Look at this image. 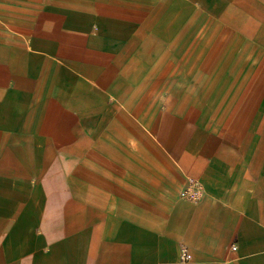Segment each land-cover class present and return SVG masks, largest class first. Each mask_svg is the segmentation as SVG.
I'll use <instances>...</instances> for the list:
<instances>
[{
	"label": "crops",
	"instance_id": "0c3cea01",
	"mask_svg": "<svg viewBox=\"0 0 264 264\" xmlns=\"http://www.w3.org/2000/svg\"><path fill=\"white\" fill-rule=\"evenodd\" d=\"M0 264H264V0H0Z\"/></svg>",
	"mask_w": 264,
	"mask_h": 264
},
{
	"label": "built area",
	"instance_id": "2783aa9c",
	"mask_svg": "<svg viewBox=\"0 0 264 264\" xmlns=\"http://www.w3.org/2000/svg\"><path fill=\"white\" fill-rule=\"evenodd\" d=\"M203 194V189L198 180L190 179L189 184L186 186V188L182 191V195L197 200L199 199ZM183 257L184 259H189L190 255L187 251V249H183Z\"/></svg>",
	"mask_w": 264,
	"mask_h": 264
}]
</instances>
